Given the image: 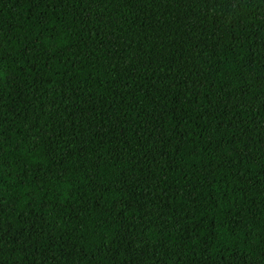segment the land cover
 <instances>
[{
  "label": "trees",
  "instance_id": "obj_1",
  "mask_svg": "<svg viewBox=\"0 0 264 264\" xmlns=\"http://www.w3.org/2000/svg\"><path fill=\"white\" fill-rule=\"evenodd\" d=\"M0 264H264V0H0Z\"/></svg>",
  "mask_w": 264,
  "mask_h": 264
}]
</instances>
